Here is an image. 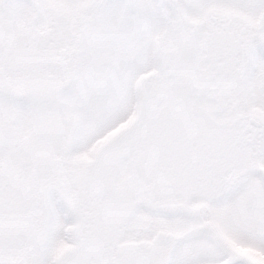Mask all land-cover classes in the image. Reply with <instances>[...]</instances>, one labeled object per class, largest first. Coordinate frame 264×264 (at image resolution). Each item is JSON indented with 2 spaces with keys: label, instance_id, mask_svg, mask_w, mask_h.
<instances>
[{
  "label": "snow or ice",
  "instance_id": "1",
  "mask_svg": "<svg viewBox=\"0 0 264 264\" xmlns=\"http://www.w3.org/2000/svg\"><path fill=\"white\" fill-rule=\"evenodd\" d=\"M0 264H264V0H0Z\"/></svg>",
  "mask_w": 264,
  "mask_h": 264
},
{
  "label": "rangeland",
  "instance_id": "2",
  "mask_svg": "<svg viewBox=\"0 0 264 264\" xmlns=\"http://www.w3.org/2000/svg\"><path fill=\"white\" fill-rule=\"evenodd\" d=\"M53 197H54V199H58L59 193L54 191ZM58 207H66V205L64 204V202L62 200H58Z\"/></svg>",
  "mask_w": 264,
  "mask_h": 264
}]
</instances>
